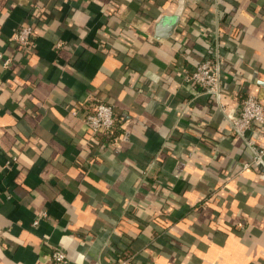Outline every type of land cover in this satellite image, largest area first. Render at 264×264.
I'll return each mask as SVG.
<instances>
[{
  "label": "crops",
  "instance_id": "0c3cea01",
  "mask_svg": "<svg viewBox=\"0 0 264 264\" xmlns=\"http://www.w3.org/2000/svg\"><path fill=\"white\" fill-rule=\"evenodd\" d=\"M35 12L24 52L11 36ZM0 51V264H55V247L67 264H264V164L228 119L264 103V0H0ZM210 58L225 112L185 78ZM96 97L113 143L84 121ZM247 140L264 147V124Z\"/></svg>",
  "mask_w": 264,
  "mask_h": 264
},
{
  "label": "built area",
  "instance_id": "2783aa9c",
  "mask_svg": "<svg viewBox=\"0 0 264 264\" xmlns=\"http://www.w3.org/2000/svg\"><path fill=\"white\" fill-rule=\"evenodd\" d=\"M36 24L34 18L29 21L22 22L11 36V40L17 48L28 52L32 50L34 39L36 36ZM62 46L61 42L57 43V47ZM218 56V55H217ZM13 57L6 55L0 51V62L3 67L8 68L13 62ZM186 81L196 85L207 93L215 97L217 104L225 112V108L221 103V95L223 92V83L221 77V69L219 58L207 59L186 73ZM91 109L87 110L84 116L86 126L92 133L93 138L107 134L114 130L116 125V117L112 104L104 101L101 98H95ZM231 130L246 139L248 144L254 151L252 163L264 164V147L258 148L251 145L247 140V132L255 123L264 124V103L255 94H247L241 102V108L237 115L228 117ZM15 156V155H13ZM16 158V157H13ZM55 264H67L68 255L62 247H55L50 257ZM110 264H137L133 257L129 254H124L116 261Z\"/></svg>",
  "mask_w": 264,
  "mask_h": 264
},
{
  "label": "trees",
  "instance_id": "16d2710c",
  "mask_svg": "<svg viewBox=\"0 0 264 264\" xmlns=\"http://www.w3.org/2000/svg\"><path fill=\"white\" fill-rule=\"evenodd\" d=\"M49 11V10H48ZM48 14V13H47ZM41 15L42 14H36V12L34 13V20H36L37 19V21L35 22V24H36V30H37V28H38V26H39V20H41L42 18H41ZM38 22V23H37ZM116 128V127H115ZM114 128V130L113 131H111V132H109V133H107V134H103V135H100V137H98V139H100V140H102V141H105V142H107L108 144H110V143H113L115 140H116V138H117V134H116V132H117V130Z\"/></svg>",
  "mask_w": 264,
  "mask_h": 264
},
{
  "label": "water",
  "instance_id": "95a60500",
  "mask_svg": "<svg viewBox=\"0 0 264 264\" xmlns=\"http://www.w3.org/2000/svg\"><path fill=\"white\" fill-rule=\"evenodd\" d=\"M174 25L175 23H170V22L168 23L167 27L166 26L164 27L163 25H161L160 27L159 25L161 29V31H158L159 35L166 36L171 31V29H173Z\"/></svg>",
  "mask_w": 264,
  "mask_h": 264
}]
</instances>
